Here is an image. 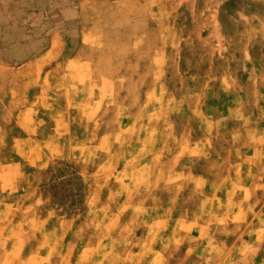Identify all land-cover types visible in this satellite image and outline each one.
Returning a JSON list of instances; mask_svg holds the SVG:
<instances>
[{
    "label": "crops",
    "instance_id": "0c3cea01",
    "mask_svg": "<svg viewBox=\"0 0 264 264\" xmlns=\"http://www.w3.org/2000/svg\"><path fill=\"white\" fill-rule=\"evenodd\" d=\"M213 1L0 0V264H264V0Z\"/></svg>",
    "mask_w": 264,
    "mask_h": 264
},
{
    "label": "rangeland",
    "instance_id": "374dc122",
    "mask_svg": "<svg viewBox=\"0 0 264 264\" xmlns=\"http://www.w3.org/2000/svg\"><path fill=\"white\" fill-rule=\"evenodd\" d=\"M217 3L218 2H214L213 1L212 4H207V5L205 4L204 7L207 8V10H203L205 12V14L206 13H210V14L218 15V13H220V12H221V14H224L225 11L227 13H229V10H232L234 13H237L236 10H238V8L241 11V2H239L238 0H230V2H229L230 4H228V2H226L225 5L224 6L222 5L221 7H218ZM197 8H198L197 6L195 8L194 6H189L187 4V6H184L181 11H182L183 14L184 13L195 14ZM182 25L185 26L186 24H182ZM223 40L224 39H222V38L219 39V45H222ZM237 41H234V42H237ZM237 47H241V45L239 44ZM202 57L205 59L206 56H202ZM181 60H182V62H195L196 61V55L183 54L181 56ZM207 61L211 62L213 64H216L218 62L216 56H213V60H207ZM204 62H206V61H204ZM262 93H263V97L262 98L264 99V90L262 91ZM259 105L261 107L260 110H262V116H263L262 126L264 127V102L260 103Z\"/></svg>",
    "mask_w": 264,
    "mask_h": 264
}]
</instances>
